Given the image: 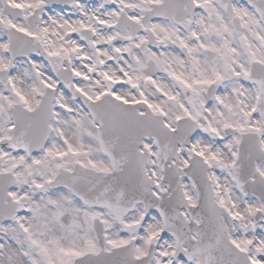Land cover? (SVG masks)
I'll return each mask as SVG.
<instances>
[{"label": "rangeland", "instance_id": "1", "mask_svg": "<svg viewBox=\"0 0 264 264\" xmlns=\"http://www.w3.org/2000/svg\"><path fill=\"white\" fill-rule=\"evenodd\" d=\"M200 2L206 15L199 17V24L203 21L204 23L197 32L195 30V47L189 53L191 61H185L181 47L179 52L168 50L162 59L163 74L157 84L160 82L167 96L159 99V108L164 109L166 121L172 128H176L179 119L187 117L199 123V133L182 153L179 166L188 167L194 154L200 155L211 165L210 178L217 200L233 219L231 240L240 249L249 252L256 264H264V224L255 229L253 223L255 213L262 205L254 197L237 191L231 167L232 159H235V162L237 160L240 136L226 135V130L230 128L241 133H264V114L254 115L253 112L257 98L255 87H250L242 79L247 88L251 89L252 95L249 90L247 96L234 91V86L238 85L237 81L241 82L240 77L248 75L246 56H255L257 51L256 20L251 14L246 16L245 31L238 33L232 29L229 18L220 8V0ZM197 27L198 25H195V28ZM161 32L168 33L167 38H171L167 43L177 45L173 40L174 36L170 37L174 31L169 29V32H165L161 29ZM59 41L57 38L56 43H60ZM101 42L107 44L105 39L99 43ZM208 49L215 53L212 61L205 55ZM173 56L178 59L177 65L170 61ZM106 59L107 56L104 57V60ZM89 60L90 56L84 58L80 55L79 61L88 69V74L91 67L85 66L84 63ZM98 61L97 57L96 63ZM21 64V74L17 73V77L13 79L16 92L7 91L5 86L2 89L4 95H0V130L3 135H6L4 128L12 124L10 112L14 105L21 103L27 107H35L40 101L37 95H41L39 91L43 90L46 84L44 80H50L49 75L44 74L47 70L44 64H37L33 60ZM139 77H143L141 72ZM176 77L185 81L181 82L175 79ZM88 81L97 84L93 78ZM135 83H140V80L137 79ZM212 84L219 85L220 91L215 101L207 103L202 93H206ZM100 85H103L101 81ZM37 87L40 90L37 89V94L34 95V88ZM141 87L144 91L150 89L147 83H142ZM127 90L134 91L131 88ZM98 93L94 92L93 96ZM131 96L133 100L138 98L136 92ZM64 104L65 96H60L56 105L55 130L46 150L33 157L15 153L10 149L3 150L0 155L4 159L5 170H16L20 183H25L23 190L12 193L20 203V209L18 217L6 224L7 228L1 232L0 262L15 264L14 259L17 258L21 264H64L77 258L82 250L98 252L100 247L91 236V219L99 218L106 224L108 249L136 239L139 241L137 254L142 256L147 253L150 244L159 242L160 252L155 264H171L173 252H170L175 250V242L170 237H161L162 221L157 214H152L146 219L143 209L139 208L123 225H119L109 212L91 210L64 189H48V197L41 195L42 188H50L60 170H73L76 164L106 174L112 172L109 159L100 150L89 114L78 103L69 105L70 109L65 108ZM65 116L68 122H64ZM88 127H91L92 131H86ZM144 148L153 155L151 172L158 181L156 192L158 195L165 193L166 189L161 184L164 166L158 162L157 148L153 141L146 143ZM222 148L226 149L228 164L221 159ZM261 171L264 174V166ZM45 179L46 182L42 186ZM184 188L190 203L197 205L198 196L193 186L186 182ZM57 195L62 197L58 199ZM67 213L74 216L69 226L61 221ZM7 253L9 258L4 261Z\"/></svg>", "mask_w": 264, "mask_h": 264}, {"label": "flooded vegetation", "instance_id": "2", "mask_svg": "<svg viewBox=\"0 0 264 264\" xmlns=\"http://www.w3.org/2000/svg\"><path fill=\"white\" fill-rule=\"evenodd\" d=\"M76 1L77 7L71 9L65 6L56 7L53 4L54 0H0V74L6 70L9 74L8 80L0 82V95H4L2 89L5 86L7 91L16 92L13 79L17 77L23 66L21 63L30 59L37 64H44L47 68L44 74L49 75L50 80H53L44 78L46 86L42 88L43 90L34 88V95L37 94V89L40 90L41 95H37L40 101L47 89L51 88L56 91L57 100L60 96H65L67 106H72L73 103L82 106L83 103L75 98L70 86L61 80V77L68 79L66 71H70L78 95L82 93L94 97L93 93L99 92L101 97L111 92L127 103L140 106L141 111L147 109L154 113H163L164 109L159 108L161 106L159 99L164 97V93L161 91L160 82L159 85L157 83L160 75L162 78L163 74L161 64L168 49V33L162 34L161 29L165 32H169L170 29L177 35L185 29V33L189 34L193 32L191 24L187 22L184 27H179L172 21L162 18L151 20L147 24L145 22L147 14L154 6L165 4L166 0ZM192 1L195 3V0ZM220 1L225 13L229 14L230 11L232 15L235 14L240 18L242 23L246 21L244 17L254 15L257 32L255 61L264 66V0H252L257 4L256 10L249 4V0H231L230 10H227L223 0ZM125 14L130 22L127 21L123 26L124 30L121 31L118 23L123 16H126ZM232 27L237 31V26L233 22ZM173 33L170 37L174 36ZM152 34L156 42L163 43V46L156 43L154 47L151 44ZM12 38H17L20 42L22 49L18 52H12L10 49ZM57 38L60 40L58 43L60 46L56 43ZM102 39H105L107 44L99 43ZM26 53H32V56L29 59L15 58L16 55ZM80 55L84 58L90 56L91 60L84 63L85 66L91 67L90 74L79 61ZM105 56H107L105 65H101ZM97 57L98 63H96ZM151 63L154 64L156 71L154 77L148 75ZM252 63L253 60L250 69ZM140 72L143 77H139ZM259 72H263L264 76L263 67H260ZM88 78H93L97 84L89 82ZM137 79L140 83H135ZM150 80L154 83L151 84ZM142 83H147L150 89L144 91L141 87ZM128 88L134 91H129ZM135 92L138 98L133 100L131 94L134 95ZM13 129L12 122L4 128L6 135L0 130V140H10ZM259 134L264 141L263 131ZM262 209L264 210V204ZM175 253L173 250L171 264H195L184 257L177 258Z\"/></svg>", "mask_w": 264, "mask_h": 264}, {"label": "water", "instance_id": "3", "mask_svg": "<svg viewBox=\"0 0 264 264\" xmlns=\"http://www.w3.org/2000/svg\"><path fill=\"white\" fill-rule=\"evenodd\" d=\"M92 107L94 108H90L91 114L101 125L97 128L101 149L111 160L113 174L105 176L77 166L73 174L63 172V177L68 179L63 186L73 190L90 206L110 210L119 220L133 211L137 204L145 202L148 212L156 210L164 218L166 234L175 236L179 244L190 245L192 258L197 259L200 264H250L247 257L229 239L232 224L228 215L215 202L212 184L208 178V168L203 171L199 168V165L204 163L201 158L195 157L191 167L183 171L167 166L164 180L175 174L178 178L177 190L180 191L175 192L172 199L165 197L162 201L153 194L154 178H149L146 169L147 166H151V155L147 150L142 153L141 147L145 141L154 140L159 149L160 161L165 160L169 165L174 159L179 160V146L185 150L190 144L198 131L196 123L183 120L179 123L178 130L174 132L161 118L158 120L141 117L135 110L124 114L113 106ZM46 141L47 137L44 143L32 152L44 148ZM243 147L244 144L241 148ZM252 155L249 150L245 153L242 149L239 162L235 166L237 183L241 188L249 189V186H253L248 178L250 170L259 178L253 167L254 161L250 160ZM181 174L197 184L196 190L200 195L198 207H189L187 200L182 197ZM10 184L7 182L5 188L3 186V189L0 188V207H3L8 197L6 191ZM178 200L181 204L176 202ZM173 202H176L177 208L170 205ZM182 208L187 210L191 219L200 218L201 225L196 222L191 225L183 221L179 223L177 218ZM193 233L197 237L195 243L190 240ZM99 238L102 243L104 236L101 232ZM90 256L76 264H119L121 254L114 251L89 259Z\"/></svg>", "mask_w": 264, "mask_h": 264}, {"label": "bare ground", "instance_id": "4", "mask_svg": "<svg viewBox=\"0 0 264 264\" xmlns=\"http://www.w3.org/2000/svg\"><path fill=\"white\" fill-rule=\"evenodd\" d=\"M169 57V56H168ZM174 60L173 61H175V60H178L176 57H174L173 58ZM203 65V64H202ZM18 74L20 75L21 73H19L18 72ZM48 74V73H47ZM160 78H161V75H160ZM237 83H238V85H235L234 86V91H239L241 94H243L244 96H247V88L244 86V85H242L241 83H242V81H241V83H239L238 81H237ZM64 122H68V120H67V118H66V116L64 117ZM39 126H37V125H35V128H38ZM88 130H86V131H92V128L91 127H88L87 128ZM67 135H69V134H67ZM70 136V135H69ZM69 143V142H68ZM69 144H71V143H69ZM223 149V148H222ZM226 150V149H225ZM224 149H223V151H221V159H223V160H225V162L228 164L229 163V161H228V159H227V152L225 151ZM45 195L48 197L49 195H50V193H48V192H45V194L43 193L42 194V196H44L45 197ZM41 196V195H40ZM62 197V195H57V198L58 199H60ZM28 220V219H27ZM7 228V226H5V228L4 229H6ZM33 239V238H32ZM4 240L2 239V242H3ZM89 255H91L90 257H89V259L90 258H93V257H97V255H95V254H91L90 252H87V251H85V250H82L81 251V253H79V256H81L82 258H80L81 260L82 259H86L87 258V256H89ZM9 258V254L7 253V258H6V256L4 257V261H6V259H8ZM15 258V257H14ZM88 259V258H87ZM14 263L15 264H21L19 261H18V259L17 258H15L14 259ZM0 264H4V263H2V262H0Z\"/></svg>", "mask_w": 264, "mask_h": 264}]
</instances>
